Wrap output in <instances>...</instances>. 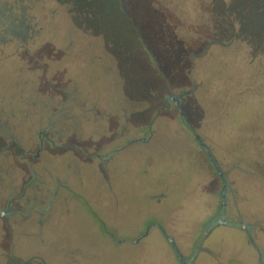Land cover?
<instances>
[{"label": "rangeland", "instance_id": "rangeland-1", "mask_svg": "<svg viewBox=\"0 0 264 264\" xmlns=\"http://www.w3.org/2000/svg\"><path fill=\"white\" fill-rule=\"evenodd\" d=\"M234 33L237 41H250L226 46ZM262 39V1L0 0V150L20 155L11 143L16 137L26 153L35 152L37 120L43 118L45 128L50 118L68 114L79 116L83 126L73 123L81 126L76 136L58 146L78 144L81 132L86 138L80 145L103 155L118 146L123 132L149 140L113 157L110 180L97 158L83 156L87 207L58 203L41 231L32 227L11 236L1 229L0 264H179L157 229L138 244L114 237L131 241L147 233L151 219L167 225L177 218L178 247L189 254L213 215L209 200L221 182L201 171L211 166L206 153L178 110L166 108L165 98L182 92L189 123L230 174L229 195L241 198L244 222L259 220L264 227V117L242 116L249 102L264 95ZM210 41L224 47L208 46ZM247 54L257 65L249 76V61L242 59ZM224 57H237L238 77L231 74L233 65L227 74L218 71ZM59 124L58 130L67 127ZM50 148L42 153L50 156L45 164L33 163L66 166L75 152ZM15 155L0 163L14 162ZM162 189L169 197L158 209L153 196ZM212 242L227 252L216 250L221 259L203 256L197 264L256 263L236 228L221 227ZM35 257L40 261L23 260Z\"/></svg>", "mask_w": 264, "mask_h": 264}, {"label": "flooded vegetation", "instance_id": "flooded-vegetation-1", "mask_svg": "<svg viewBox=\"0 0 264 264\" xmlns=\"http://www.w3.org/2000/svg\"><path fill=\"white\" fill-rule=\"evenodd\" d=\"M185 95L186 93L182 92L179 95L172 94L167 96L165 98L166 108H175L180 114V108H182L184 105L183 103H185ZM57 118L58 119L55 121H53V118H50L48 126L45 128L42 127V124L44 123L43 118L37 120L41 129L39 130L38 135L39 144L35 143L34 145V149H36L35 152L26 153L25 149L22 148L21 143L16 137L11 143L15 144V149H17L16 152H20V155L17 154L16 156L15 153H13V151L10 152L7 147L4 148V150H0V159L3 158L4 161H9L11 158H8L11 154L16 156V158H12L14 159V162L0 163V226H2L0 227V231L1 229H6L11 236L19 233L20 231L25 233L32 227L39 231L48 227L52 217L57 212L56 209L58 203H62L66 205V208H68L69 206L71 207V204L73 206L75 201L77 205L82 203L87 207L86 202H88L90 198L85 197L84 194L86 166L84 160L82 159L83 156L97 158L104 174L106 173V179L110 180L113 166L112 164L111 166L108 165L112 161L113 157L116 156L118 152L129 146L149 141L144 138L134 140L130 139L126 136V132H123L120 133L117 138L118 146L109 154L103 155L99 152H88L86 148H84V144L80 145V142H83L86 138L84 132H81L82 136L81 138H78V144L74 142H67L64 146H58L57 142L63 143V139L65 137L68 138L70 136H76L78 129L83 126V122L78 120L80 118L79 116L76 117L73 114L57 116ZM181 118L184 121L182 116ZM6 121L9 122L8 119H6ZM73 123L82 124L80 126L78 124L74 125ZM184 123L191 130L192 125L190 123L187 124L185 121ZM58 124L67 125V127L64 126L65 130H58ZM17 128V125L14 126L12 131ZM191 132L195 136L198 145L206 153L207 160L211 164V166L207 167L200 166L201 171L205 169L206 172H209L208 174L210 180H213V178L219 179L222 187L220 193L215 194L211 200H209L210 205L208 210H210L213 215H211V218L206 221L203 232L197 239L198 241L190 246L191 252L189 254H184L181 248L178 247L179 240L176 238V235H178L176 231V227L178 225L176 220L177 218H173L170 223H166L167 225H165L162 220L151 219L148 231L142 237H136L137 239H132L131 241L130 239L122 240L114 237L115 241L120 244L123 242L138 244L144 238L149 236L153 229H157L169 243L178 258L179 264H197L198 261L201 260L200 257L203 256H208L214 261L221 259L223 256L222 252H227L226 247L224 249L221 248L218 242L213 243L212 238L218 231H220L221 227H231L240 230L246 238L248 245L251 247L255 255V264H264V242L262 241V238H264V227L260 226L261 223L259 220H255L252 225L244 222L243 217L239 213L240 208L238 202L241 198L237 196L231 198L229 195L231 186L230 174H227L222 170L210 148L205 144L197 131L196 133L200 136V140H197L196 133L193 130H191ZM203 144L207 147V149L204 148ZM48 146H51L50 149H67L75 150V152H71V156L69 158L70 161L66 166L51 167L33 163L36 159L42 160L44 164L46 163L45 160H49L50 156L47 155L44 157L42 155V153L47 150L46 148H48ZM75 153L81 158L73 155ZM70 183H72L71 185L73 186L76 185L78 187V191L73 190ZM168 197L169 196L164 190L162 192H156L153 196L156 207L159 209L163 206L167 202ZM95 204H97V201ZM205 206L206 205H204V207ZM205 212L207 211L204 210V213ZM92 217L94 219H99L98 214L95 212L92 213ZM102 218H104V216H102ZM102 224L105 226L104 223ZM169 224L172 226L170 227ZM3 225L5 227H3ZM109 234L112 233L109 232ZM170 239L174 242H171ZM216 250H220L222 252H218ZM35 259L40 261V258L38 257L30 260H23L25 262H30ZM249 261L251 262L252 260L250 259ZM42 263L47 264L44 261H42Z\"/></svg>", "mask_w": 264, "mask_h": 264}, {"label": "trees", "instance_id": "trees-1", "mask_svg": "<svg viewBox=\"0 0 264 264\" xmlns=\"http://www.w3.org/2000/svg\"><path fill=\"white\" fill-rule=\"evenodd\" d=\"M253 1H255V2H259V1H262V3L264 4V0H253ZM18 22V21H17ZM17 22H15V21H13L12 22V26H11V29H13L14 27H15V24L17 23ZM17 29H19V30H21L20 29V27L19 26H17ZM17 31V30H16ZM14 32V34H20V32L18 33V32ZM21 32H24V30H21ZM25 33H26V31H25ZM239 38L235 35V33L233 34V37H232V42H230L228 45H226V46H229V45H233V42L235 41V42H240V43H242V44H244V43H248V41H250V39H248L247 40V42L246 41H242L243 39L241 38V41H237ZM240 40V39H239ZM252 41V40H251ZM262 41H263V43H264V39H262ZM210 44H208V46L210 45V46H212V45H216V44H218V43H213V42H209ZM218 45H220V44H218ZM245 45V44H244ZM220 46H222V47H224V45H220ZM210 47H208V48H206V50L207 49H209ZM226 60L224 61V64H223V66L219 69L217 66H215V67H217V69H218V71H221L220 73H225V74H227L228 72V70L230 69L229 67L231 66V65H233L234 66V68L231 70V74L233 75V76H235V77H238V71L240 70V66H239V63H237V57H235V58H226V57H224ZM238 58H239V56H238ZM251 58V55H244L243 57H242V59L245 61L246 59H248V63H245V69L246 70H244V71H247V74H248V76L251 74V72L253 71V69L255 70L256 68H257V65L254 63V61H253V58H251V60H249ZM263 58H264V55H263ZM225 68V69H224ZM247 79H249V77H247ZM263 86H264V84H263ZM261 87V86H260ZM263 96V98H259V100H257L256 102H249L248 103V105H247V110H246V114L244 113L242 116H244L245 118L247 117V118H253L254 116H259V119H261L262 118V116L264 117V95H262ZM254 101V100H253ZM251 108V109H250ZM248 114V115H247ZM247 115V116H246ZM251 116V117H250ZM243 117V119L245 120V118ZM235 129H236V127H235Z\"/></svg>", "mask_w": 264, "mask_h": 264}, {"label": "water", "instance_id": "water-1", "mask_svg": "<svg viewBox=\"0 0 264 264\" xmlns=\"http://www.w3.org/2000/svg\"><path fill=\"white\" fill-rule=\"evenodd\" d=\"M187 94V93H186ZM180 114H181V116L183 117V119H184V121L187 123V124H189V122H188V120H187V118H186V114H185V112H184V110H183V108H180ZM191 130H193L195 133H196V131H195V129L191 126ZM196 137H197V140H200V136L196 133ZM203 146H204V148H206L207 149V147L203 144ZM210 154V153H209ZM171 240V242H174L172 239H170Z\"/></svg>", "mask_w": 264, "mask_h": 264}]
</instances>
